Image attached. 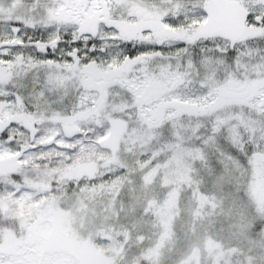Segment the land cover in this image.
Returning a JSON list of instances; mask_svg holds the SVG:
<instances>
[{
	"label": "snow or ice",
	"instance_id": "6c2138e0",
	"mask_svg": "<svg viewBox=\"0 0 264 264\" xmlns=\"http://www.w3.org/2000/svg\"><path fill=\"white\" fill-rule=\"evenodd\" d=\"M43 124L65 163L119 178L139 147L145 184L186 177L211 214L228 188L264 233V0H0V149Z\"/></svg>",
	"mask_w": 264,
	"mask_h": 264
},
{
	"label": "rangeland",
	"instance_id": "374dc122",
	"mask_svg": "<svg viewBox=\"0 0 264 264\" xmlns=\"http://www.w3.org/2000/svg\"><path fill=\"white\" fill-rule=\"evenodd\" d=\"M40 127L43 130L40 146H36L32 139L27 140V133L22 132L23 134H19L25 143L22 151L17 150L19 141H14L11 148L5 146L0 149V172L9 163L20 164V168H16V171L27 181L18 189L11 185L5 189L7 179H10V176H7L8 166H5L4 186L0 187V202L2 203L0 205V226L7 227L3 231L4 236H0V253L6 252L12 244L17 242L16 234H18L20 239L32 243L18 249L19 251L15 253L16 258L14 257L16 264H72L65 254L51 253L52 245H54L53 239L55 236H60L59 232L62 231L60 229L59 232H54L60 226L51 219L55 208V204L52 203L59 201L54 196L57 189L50 188L46 192L42 189L29 188V186L60 179L56 187L63 189L68 176H72L76 169L75 164H84L83 167L88 171L92 161H89L88 165L85 163L89 158L104 156L108 153L96 150L76 154L71 163L65 164L68 153L58 151L57 147L51 143L52 136L59 126L43 124ZM45 143L47 147L44 146ZM142 150L139 147L133 149V155L138 157ZM141 161L144 160L141 158ZM142 162L136 163V166L139 167ZM61 166L65 168L62 172L68 174L63 178L60 177L61 173H56ZM165 171L164 168L161 170L162 173ZM167 171L171 176L176 170L168 169ZM142 172L138 168L139 175H132V178H128L125 182L127 188L121 189L120 195V204H125V224L130 226L132 232L131 241L133 240L132 243L135 246L132 248L135 249L138 257L143 258L144 248L154 238L153 236L150 240L145 236H148L147 233L149 234L152 230L158 233L151 245L161 250L167 249L169 254L168 257L159 261L145 259V264H264V233L253 232L246 219V210L239 203L233 202V196L228 188L219 192L212 188L210 182L202 186L204 192L216 191L217 196L223 197V202L216 209L215 214H211L210 209L201 210L198 199L192 195L193 187L186 177L179 178L183 179L182 184L176 183L161 187V176L153 178L148 185L143 184ZM74 173L78 176L82 172L75 170ZM196 178L193 174V180ZM173 188L176 191L169 196L168 193ZM258 190L264 194V184H258ZM122 195L123 198H121ZM157 199L159 202L166 199V207L159 212ZM86 205L89 204L86 203ZM43 208H48L47 212L39 215V211ZM59 212L60 220L62 217H67V222L72 219L76 229L72 209L59 204ZM76 236L79 238L80 234L76 232L71 234V238L67 237L65 240L75 241ZM78 250L81 254H85L84 261L87 264L94 261V251L89 252L88 247L84 250L82 247L76 248V251ZM183 255L185 257L181 259ZM7 262L8 260L1 254L0 264H8Z\"/></svg>",
	"mask_w": 264,
	"mask_h": 264
},
{
	"label": "trees",
	"instance_id": "16d2710c",
	"mask_svg": "<svg viewBox=\"0 0 264 264\" xmlns=\"http://www.w3.org/2000/svg\"><path fill=\"white\" fill-rule=\"evenodd\" d=\"M121 154H123V156H121L123 158V163H121V164H124L127 167V169H128L127 174L126 173H123V174H121L119 176V178H113V175L111 174L112 169L115 168V167H118L119 164H112L111 166H108V167L101 166V167H99L101 169L98 172V177H100V180L99 181H100L101 184H98V187L103 186L106 183H108V184H110V185L113 186V185L118 184V183H120V182L123 181V188H124V187H126L125 186V184H126L125 182L128 180L129 177L132 178V175H139L138 174V168H139V170H142L143 171L142 173H143V176H144L146 173L150 172L151 168L153 167L152 165H146L143 169H141L140 166L139 167L136 166V161L139 160L140 162H142L141 161V158L142 157H140V156H138V157L134 156L133 155V152H132L131 155H125L124 150L121 151ZM125 157H127V159H125ZM95 158L97 159L98 162L104 161V158H102V157H95ZM143 163H145V162L143 161L142 164ZM104 166H105V164H104ZM162 169L163 168L160 169V172H161ZM104 173H109V174L108 175H104ZM129 173H131V175H129ZM159 176L160 175H156L154 178L159 177ZM102 183H104V184H102ZM143 184H144V182H143ZM146 185H148V184H146ZM110 189H112V188L110 187ZM114 191H116L115 188H114ZM66 193H67V195H69V194L72 195V193H74L78 197L81 196V191H72L71 189H68L66 191ZM110 196H111V194L108 195L107 197H105L98 204H95L93 199H89V205L88 206H90V207H97L100 210L101 209H104V207L106 206V203H107L108 199L111 198ZM83 198L85 200L87 198V196H85ZM115 198L117 200L119 199V198H117V196ZM121 198H123V195L121 196ZM177 201H178V199H177ZM155 202H156V200H155ZM157 202L159 203V205L157 204L158 212L160 211V209L162 210V209H164L166 207L165 200H162V202L161 201L159 202L158 199H157ZM170 205L171 204H169V207H170ZM121 206H122V209L120 210V208H119V212L121 213L119 215V218L118 219H115L113 217V219L108 224V225L111 226V227H109L110 229H107V228H101V229L100 228H95V230L96 231H101V232H108V233H110L109 235H112V232H113L117 237L119 235H121V236H124L126 238H130L131 237V233H132L130 231L131 228H130L129 225H126L125 224V217H124L125 204H123ZM92 229L94 230V227H92ZM158 230H159V225H158ZM157 233H158V231H157ZM157 233H155L154 231L150 230L149 234L147 233L148 236H145V237H148V239L152 240V237L154 236V238L152 240V241H154L157 238ZM87 234H90V232H87ZM151 242L145 247V250L147 251V249H148V253L152 257V260L159 261V260H163L164 258L168 257L169 254L167 252V249H163V250L160 249V251H157L159 248H157L155 246H152L151 245ZM182 251H184V250H182ZM180 253H182V252H180ZM149 260L151 261V258L150 257H149Z\"/></svg>",
	"mask_w": 264,
	"mask_h": 264
},
{
	"label": "flooded vegetation",
	"instance_id": "af4514ba",
	"mask_svg": "<svg viewBox=\"0 0 264 264\" xmlns=\"http://www.w3.org/2000/svg\"><path fill=\"white\" fill-rule=\"evenodd\" d=\"M10 264H12V263H10Z\"/></svg>",
	"mask_w": 264,
	"mask_h": 264
}]
</instances>
